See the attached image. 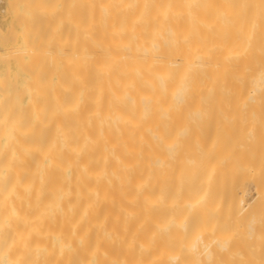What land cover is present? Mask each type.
<instances>
[{"label":"bare ground","instance_id":"1","mask_svg":"<svg viewBox=\"0 0 264 264\" xmlns=\"http://www.w3.org/2000/svg\"><path fill=\"white\" fill-rule=\"evenodd\" d=\"M6 2L0 264L44 253L31 211L78 216L51 240L64 264H196L181 245L242 232L264 245V0ZM104 224L153 233L105 250L82 233Z\"/></svg>","mask_w":264,"mask_h":264},{"label":"rangeland","instance_id":"2","mask_svg":"<svg viewBox=\"0 0 264 264\" xmlns=\"http://www.w3.org/2000/svg\"><path fill=\"white\" fill-rule=\"evenodd\" d=\"M5 2H6V0H0V13H1L0 14V17H1L0 18V28L1 29H4L6 27V25H5V24H7L6 22H10V12L7 9V2L6 3ZM4 11H6V13ZM2 14H3V16H2ZM65 215L66 214H63V213L57 212V211H55V212L50 211L49 213H39L37 211H31V212L27 213V216H25V219L32 221L31 223L35 227L37 226V223H38L37 227H39V225H40L43 228L42 229L43 232H41V235L47 234V235H45V237L44 236L43 237L49 243L48 244L46 242V240L43 238L45 240L46 245L43 242L44 245L42 244L43 247L41 246L43 249H41L42 251H40V252L41 253L44 252L45 254L43 253L41 256H38V258L35 257L37 260H35V262H33L32 264H34V263L35 264H64L65 259L69 258L68 255H63L64 252L62 251L63 250L62 247L60 248L57 246V245L60 246L59 242H57L59 244L56 243L57 245L55 248V243L53 244L51 241L52 238L55 240V237L57 239L56 241L61 240V238H58V237H63V233H66V231H67L65 229L68 228L69 226H72V225H70L69 221H72L73 219L75 220L76 218H78L77 215H76L77 217L75 215H72V216L71 215L65 216ZM105 217H108V216H105ZM105 217H102V218L107 220V218H105ZM108 218H111V217H108ZM63 220L64 221L67 220L68 223L67 222L64 223ZM40 223H42V224H40ZM63 224L65 227L63 226ZM23 225H25L24 227L28 226V224H23ZM104 225L105 226L102 225L99 230H98V228H94V229L88 228V230L84 229V230H82V233H85L86 235H88V239H90V241H93L94 238H101L104 241L103 244L105 245L106 243L110 244L112 242L111 240L114 239L113 241L117 240L119 243L122 241L121 246L126 241H129V240H134V239L136 240L137 239L136 241H138V242L144 241L145 238L147 237V235H151L153 233L151 231H144V230L141 231L140 229H137V230H139V231H137L135 228H133V229L132 228H124V227H121L119 225L115 226L116 224L113 226L112 225L109 226V228H107L106 224H104ZM34 226H32V227H34ZM14 231H15V201L12 199H0V237H1L0 243H3V241L7 238L9 239V238L13 237L12 233H14ZM34 232H35L34 233V240H36L34 242H37V236H39V233L36 234L37 231H34ZM90 233L92 234V236ZM166 233L167 232H165V234ZM162 235H164V233H162ZM244 235L245 234L243 232L237 234V236H240V239L232 241L230 243H227L223 246L217 242H212V243H207V244L199 242V243H197V245L192 246L191 248L186 247V244L181 245L184 248L180 249V251H181L183 256H187V257L191 258L196 264H242L241 262H244L246 259L248 261H245V262H249V263L251 262V264H254V263L255 264H264V245H261L258 242H255L253 240V238H251V237L244 238ZM46 237H48L49 239H47ZM75 237H76V235H75ZM112 237H113V239H112ZM13 238L15 239V234H14ZM139 238H140V240H139ZM48 240H50V241H48ZM94 240H97V239H94ZM146 240H147V238H146ZM114 243L115 242H113V246H114ZM109 244H106L105 248L103 247V249L106 250L107 247H109V249H110L112 244H110L111 246ZM52 245H54V247ZM51 247H53V248H51ZM116 248L112 247L111 250H109V251L107 250V251L110 253L112 252L111 254L113 256H118V254L120 255L121 252L119 253V251H120V250H118L119 248H117V249ZM178 248H172V246H170V245H168V246L162 245L160 250L162 249L161 251H162L163 257H166V256L170 255V252H172L174 249H178ZM47 250H49V251H47ZM80 250H83V249H80ZM163 257H161L160 260H162ZM102 260H104V258ZM106 260L107 259L104 260L103 264H105V263L106 264H112L113 263V262L109 263ZM37 261H39V262H37ZM161 262H164V261L162 260Z\"/></svg>","mask_w":264,"mask_h":264}]
</instances>
